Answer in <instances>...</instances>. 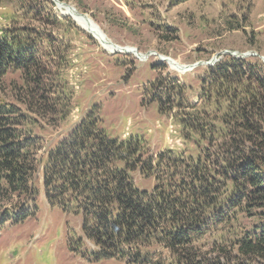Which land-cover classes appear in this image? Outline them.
I'll use <instances>...</instances> for the list:
<instances>
[{"label":"trees","instance_id":"16d2710c","mask_svg":"<svg viewBox=\"0 0 264 264\" xmlns=\"http://www.w3.org/2000/svg\"><path fill=\"white\" fill-rule=\"evenodd\" d=\"M16 2L0 35V226L31 215L42 173L49 205L81 215L73 249L90 242L96 260L264 264V61L224 54L200 79L197 101L185 84L164 90L196 156L110 138L93 111L45 149L35 127L71 113L70 43L52 0ZM135 171L153 177L151 191L136 187Z\"/></svg>","mask_w":264,"mask_h":264},{"label":"rangeland","instance_id":"374dc122","mask_svg":"<svg viewBox=\"0 0 264 264\" xmlns=\"http://www.w3.org/2000/svg\"><path fill=\"white\" fill-rule=\"evenodd\" d=\"M10 1L0 0V35L11 27L12 15L20 9L16 0ZM52 1L54 11L65 18L61 33L70 50L63 73L73 96L65 121L52 127L42 122L35 127L45 149L55 146L93 111L99 114L100 126L110 138L139 136L153 155L173 148L196 156L195 146L181 138L173 119L176 110H172L164 90L185 84L191 87L185 96L197 101L200 79L209 66L200 64L182 73L157 53L181 65L210 61L223 51H251L259 54L252 57H264V0H59L85 13L75 5L81 3L107 41L150 54L144 61L133 52L111 53ZM233 22L238 25L235 30ZM41 174L35 182L39 195L31 215L0 226V264H125L116 259L96 260L91 256L94 246L90 242L82 246V252L73 249L77 243L70 244L68 237L71 232L82 235L81 215H66L49 205ZM133 176L136 187L153 189V177L145 178L139 171Z\"/></svg>","mask_w":264,"mask_h":264},{"label":"bare ground","instance_id":"6f19581e","mask_svg":"<svg viewBox=\"0 0 264 264\" xmlns=\"http://www.w3.org/2000/svg\"><path fill=\"white\" fill-rule=\"evenodd\" d=\"M59 7L62 9V11L64 10L65 14H69L70 16H72V18L74 20H76L80 26H82L84 29H86L87 31H89L102 45L103 47H105L108 50H114V51H122V52H126V53H135V55L140 59V60H145L146 58L149 57L150 54H143L140 53L138 50L134 49V48H130V47H120L118 45L113 44L112 42H109L106 40V35L101 31V29L98 27V25L92 21L89 17V19L87 20L84 16H82L81 14H79L74 7L68 6V5H59ZM152 54V53H151ZM153 54H155L153 52ZM157 56H159V58L163 61H166L173 69L179 71V72H186L191 70V67H189L188 65H181V63H179L178 61H174L173 59H171L170 57H167L163 54H158Z\"/></svg>","mask_w":264,"mask_h":264},{"label":"water","instance_id":"95a60500","mask_svg":"<svg viewBox=\"0 0 264 264\" xmlns=\"http://www.w3.org/2000/svg\"><path fill=\"white\" fill-rule=\"evenodd\" d=\"M55 2L57 3L58 6L59 5H68V4L64 3V2H60L59 0H55ZM68 6H70V5H68ZM78 13L81 14L82 16H84L87 20L89 19L87 14L81 13V12H78ZM223 54H230V55H233V56H236V57H241V58L242 57H249V56H259L258 53L251 52V51L246 52V53H241V52H238V51L237 52L223 51V52H220V53H216L210 61H200V62H197V63H194V64H190L188 66L191 67V69H192V68H194L196 66H199L200 64H206L208 66L213 65L220 58V56L223 55ZM260 58L264 61V57L263 56H260Z\"/></svg>","mask_w":264,"mask_h":264},{"label":"crops","instance_id":"0c3cea01","mask_svg":"<svg viewBox=\"0 0 264 264\" xmlns=\"http://www.w3.org/2000/svg\"><path fill=\"white\" fill-rule=\"evenodd\" d=\"M79 3H80V2H79ZM75 5L78 7L79 10L82 9L83 12H85V13L87 12V11H85L86 9L84 10V8H82V4H81V3L79 4L80 7H79L77 4H75ZM87 13H88V12H87ZM89 13H90V12H89ZM95 23H96V22H95ZM96 24H97V23H96ZM97 25H98V24H97Z\"/></svg>","mask_w":264,"mask_h":264},{"label":"built area","instance_id":"2783aa9c","mask_svg":"<svg viewBox=\"0 0 264 264\" xmlns=\"http://www.w3.org/2000/svg\"><path fill=\"white\" fill-rule=\"evenodd\" d=\"M111 51H113V50H111Z\"/></svg>","mask_w":264,"mask_h":264}]
</instances>
